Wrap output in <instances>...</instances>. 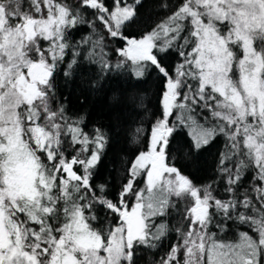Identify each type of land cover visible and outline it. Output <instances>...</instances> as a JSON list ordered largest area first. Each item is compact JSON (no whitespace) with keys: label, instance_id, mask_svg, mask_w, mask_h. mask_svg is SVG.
I'll list each match as a JSON object with an SVG mask.
<instances>
[{"label":"snow or ice","instance_id":"1","mask_svg":"<svg viewBox=\"0 0 264 264\" xmlns=\"http://www.w3.org/2000/svg\"><path fill=\"white\" fill-rule=\"evenodd\" d=\"M142 2L0 0V264H138L166 240L153 264H264V0H179L130 36ZM106 37L123 45L115 65ZM170 52L180 57L171 71ZM81 57L99 70L93 89L121 69L137 79L155 71L164 84L146 150L115 198L108 182L95 183L107 133L85 132V117L56 97V74L71 91ZM184 130L186 157L222 138L208 184L170 154ZM101 209L106 228L93 223ZM230 231L235 240L223 239Z\"/></svg>","mask_w":264,"mask_h":264},{"label":"trees","instance_id":"2","mask_svg":"<svg viewBox=\"0 0 264 264\" xmlns=\"http://www.w3.org/2000/svg\"><path fill=\"white\" fill-rule=\"evenodd\" d=\"M60 2L71 3L72 0H60ZM168 5L165 10L161 5ZM179 0H143L138 8L137 17L127 25L126 33L130 36H140L151 31L159 22L165 19L178 5ZM46 11V10H45ZM90 29L82 28L74 33V39L88 35ZM46 46V42H42ZM107 49H110V62L115 65L121 57L114 54L117 47H122L120 41H110L105 38ZM87 48V46H85ZM180 60L175 52H170L165 59L171 71L172 66ZM84 65L83 71L77 69L76 80L72 84L71 91L65 87V78L62 72L56 74L54 84L56 86V97L59 102H64L67 97V110L72 116H84V131L92 133L95 128L103 129L109 138L106 155L103 158L96 177L95 183L108 182L109 194L115 198L125 181L129 161L134 159L139 151L146 150L145 133H150V126L160 115V100L163 89V80L155 71L146 74L144 78L137 79L129 71L121 69L110 72L103 79L102 87L93 89L90 87L100 78L98 68ZM53 107H58L54 104ZM140 129L138 133L137 130ZM190 143L187 130L176 133V139L172 142L171 156L182 171L189 175L196 185H205L216 179L215 167L222 150V138H217L198 156L189 154L187 145ZM70 158L76 154L70 143H65ZM79 147V146H77ZM140 184V183H139ZM138 184V187L140 185ZM223 188V184L220 185ZM219 195V193H216ZM131 201L132 198L129 197ZM185 202H179L183 210ZM104 211L99 212L100 222L94 223L98 228H106L108 220L104 218ZM180 217L173 214L172 224L177 225ZM225 240H235L233 232L222 237ZM169 241L156 253L144 252L138 260V264H153L163 256L168 248Z\"/></svg>","mask_w":264,"mask_h":264},{"label":"rangeland","instance_id":"3","mask_svg":"<svg viewBox=\"0 0 264 264\" xmlns=\"http://www.w3.org/2000/svg\"><path fill=\"white\" fill-rule=\"evenodd\" d=\"M139 185H140L139 188H143V187H144V183H143V181H141V183H140Z\"/></svg>","mask_w":264,"mask_h":264},{"label":"flooded vegetation","instance_id":"4","mask_svg":"<svg viewBox=\"0 0 264 264\" xmlns=\"http://www.w3.org/2000/svg\"><path fill=\"white\" fill-rule=\"evenodd\" d=\"M141 183V182H140Z\"/></svg>","mask_w":264,"mask_h":264}]
</instances>
